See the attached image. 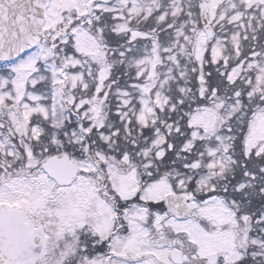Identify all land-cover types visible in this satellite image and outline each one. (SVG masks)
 Returning <instances> with one entry per match:
<instances>
[{"label": "snow or ice", "instance_id": "obj_1", "mask_svg": "<svg viewBox=\"0 0 264 264\" xmlns=\"http://www.w3.org/2000/svg\"><path fill=\"white\" fill-rule=\"evenodd\" d=\"M0 264H264V0H0Z\"/></svg>", "mask_w": 264, "mask_h": 264}]
</instances>
